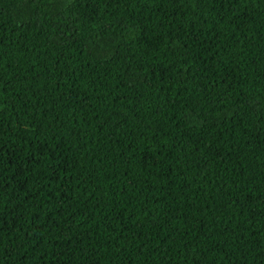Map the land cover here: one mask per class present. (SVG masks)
I'll use <instances>...</instances> for the list:
<instances>
[{"label":"trees","instance_id":"trees-1","mask_svg":"<svg viewBox=\"0 0 264 264\" xmlns=\"http://www.w3.org/2000/svg\"><path fill=\"white\" fill-rule=\"evenodd\" d=\"M0 264H264V0H0Z\"/></svg>","mask_w":264,"mask_h":264},{"label":"snow or ice","instance_id":"snow-or-ice-1","mask_svg":"<svg viewBox=\"0 0 264 264\" xmlns=\"http://www.w3.org/2000/svg\"><path fill=\"white\" fill-rule=\"evenodd\" d=\"M65 4L70 3V0H64Z\"/></svg>","mask_w":264,"mask_h":264}]
</instances>
